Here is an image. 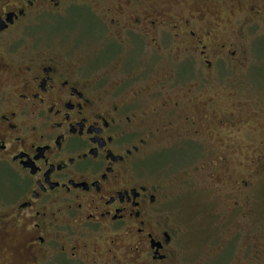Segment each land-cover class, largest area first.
<instances>
[{"label": "flooded vegetation", "instance_id": "af4514ba", "mask_svg": "<svg viewBox=\"0 0 264 264\" xmlns=\"http://www.w3.org/2000/svg\"><path fill=\"white\" fill-rule=\"evenodd\" d=\"M249 39L264 0H0V264H213L174 202L218 188L209 220L254 211L248 178L218 174L257 100L221 76Z\"/></svg>", "mask_w": 264, "mask_h": 264}, {"label": "rangeland", "instance_id": "374dc122", "mask_svg": "<svg viewBox=\"0 0 264 264\" xmlns=\"http://www.w3.org/2000/svg\"><path fill=\"white\" fill-rule=\"evenodd\" d=\"M65 28L66 26L57 24L54 30L51 29L49 32L53 31L57 33L64 31ZM246 48L247 57L245 63L249 68L242 72L238 71L236 74L230 71L224 72L221 76L222 80H236L246 88L256 87L250 92V96H256L257 100L248 101L250 114L244 117L243 120L247 122V132L238 135V148H235L231 155L233 162L229 161L226 173L224 171L225 167L222 166L218 170V174L220 176L248 178V181L252 183V188L250 187V191L248 192L255 194L252 197L253 201L251 205L254 211L248 216L247 220L241 221L238 217L236 223L234 221L229 222L227 220L229 218L224 217V215L211 217V220H209L205 216V210L215 209L217 213H221L219 209L225 208L223 205L221 207H209L211 198L216 197L217 193L224 192V190L221 191L215 188L212 191L214 193L212 196L208 190H203L201 192L205 193V196L200 199H198L199 196H195L188 200L185 198L191 195V190L197 189H190L186 185L187 187H185L182 193L180 191L184 186L180 184L181 182L173 185L174 192L181 193V196L177 197L179 200H175L174 202L175 209L180 208L189 211L187 212L189 216H185L182 219H184L187 231L190 232L191 230L190 234L194 237V242L190 244V253L196 254L199 258L214 257L213 264H264V148H256L264 142V114L261 115L262 112H259L257 109L259 107L257 102H260L259 105L264 108V72L261 68H250L253 65L264 67V40L249 39L246 42ZM247 138H250V140L245 142L244 140ZM242 146L244 148H241ZM223 153L225 157L226 151H223ZM258 158H260V161H258ZM169 159L171 158L167 156L164 158V161L159 162L150 158L145 162V166L148 170L155 169L163 166L162 163ZM220 160L222 162L221 157ZM252 161L257 162L253 165L251 164ZM207 173L208 169L205 176H207ZM218 174L216 175L218 176ZM207 186L205 187L208 188ZM10 187L11 184L0 167V192L3 194L7 193ZM235 224L237 225V229L232 227ZM230 228L232 230L229 231ZM4 245L7 244L4 243ZM4 249L0 248V252ZM9 256L10 261H19L15 255H12V252Z\"/></svg>", "mask_w": 264, "mask_h": 264}]
</instances>
